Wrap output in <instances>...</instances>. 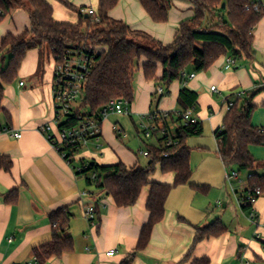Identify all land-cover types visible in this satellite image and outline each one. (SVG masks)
Instances as JSON below:
<instances>
[{"label": "crops", "instance_id": "crops-1", "mask_svg": "<svg viewBox=\"0 0 264 264\" xmlns=\"http://www.w3.org/2000/svg\"><path fill=\"white\" fill-rule=\"evenodd\" d=\"M48 1L53 6L57 20L78 21L75 11L58 0ZM68 1L76 7H96L98 3V0ZM260 1L264 6V0ZM194 13V7L183 0L172 1L166 22L154 21L140 0H119L110 10L112 18L123 20L133 29L145 31L164 44L174 42L180 23L194 16ZM30 23L29 12L23 8L15 9L5 16L0 22V46L2 37L8 33L20 34ZM253 50L254 60L243 59L244 64L240 69L239 62L233 69H225L228 56L222 55L208 69L190 72L195 77L189 75L186 86L198 94L194 115L202 123V134L205 128L215 132L222 126L228 113V101L234 100L243 91L262 87L264 17L254 29ZM146 61L142 57L138 62L133 81L134 100L130 103L131 112L127 115L135 125L142 123L143 117L156 109H180L181 80H175L164 96L157 94L156 82L144 75ZM7 62L6 58L3 65ZM54 65L51 56L40 71V50L30 49L18 77L4 85L0 111V157H8L12 163L9 170L0 168V264L38 262L33 249L52 239L50 214L64 206H68L72 213L69 232L74 239V248L60 256L50 257L44 264H121L132 254L134 256L130 264H192L203 258H208L209 264H264V194L254 206L258 224L249 220L251 208L244 209L239 200L247 188L248 173L245 182L241 177L231 182L225 179L234 198L221 181L219 190L223 200H219L217 206H222L223 210L217 212L212 209L208 187L202 190L197 186L202 185L199 180L194 181L192 177V184L175 186L168 196L165 216L155 225L148 246L136 251L142 228L150 216L147 209L150 185L143 188L137 203L129 207L118 206L112 196L105 194L95 193L81 198L82 191L94 192V188L86 187L85 176L76 175L72 165L41 130L42 125L51 121L55 114ZM162 74L163 68L159 64L157 77ZM212 85H217L221 93L211 91ZM215 94H224L226 97L219 103L214 99ZM255 101L264 104V91ZM252 122L255 126L264 127V107L254 113ZM116 130L125 131L109 116L104 118L101 137L103 153L96 152L92 147L93 161L101 165L119 161L128 166L143 165L138 155L118 138ZM15 132L22 136H14ZM202 134L188 138L187 144L191 138L201 137ZM263 149L261 145L250 146L258 161L264 159ZM215 154L226 173L227 168L217 151ZM174 179L172 172L164 173L160 166L151 176L152 181L161 183L172 184ZM87 204H95L97 208L94 225L86 219L84 206ZM216 219L223 221L226 230L194 245L197 227L208 225ZM257 230L259 237L255 234ZM111 251L114 254L108 256Z\"/></svg>", "mask_w": 264, "mask_h": 264}, {"label": "trees", "instance_id": "trees-1", "mask_svg": "<svg viewBox=\"0 0 264 264\" xmlns=\"http://www.w3.org/2000/svg\"><path fill=\"white\" fill-rule=\"evenodd\" d=\"M78 14L77 22L59 21L54 17V9L48 0H0V22L18 8H26L30 15V26L20 34L8 33L2 37L0 46V111L4 98V85L12 83L17 77L28 50H40V71L53 56L60 60L65 50H84L91 57L88 79L78 106V112L85 110L99 119L112 99L134 100V75L142 57L147 61L143 66L144 75L162 86L167 94L175 80L183 86L179 94L180 109L171 111V122L178 123L176 129L179 144L164 157L162 138L157 136L154 144L147 148L152 152L146 164L128 166L123 161L101 165L95 162L84 173L76 172L78 177L85 176L94 194L110 195L121 207L137 203L145 186L150 185L147 209L148 222L143 226L136 251L146 248L151 240L156 224L163 220L166 202L171 190L180 184H192L191 147L187 139L203 132L202 123L183 125L181 113L197 107L198 94L186 86L189 66L197 72L208 69L220 56H234L239 60H254V29L264 17V6L259 10L246 6L251 0H183L194 7V16L184 19L178 28L176 38L171 44H164L145 31L133 29L123 20L110 16V10L119 0H98L95 10L100 18L96 22L91 15L86 17L83 9L68 0H58ZM173 0H140L151 18L156 22H166ZM223 3L226 4L223 8ZM153 43L149 46L141 41ZM102 46L96 51V46ZM46 51L48 52L46 54ZM6 58L8 62L3 65ZM163 68L157 77L158 65ZM264 91V86L246 90L233 100L234 105L224 117L223 124L214 132L217 139V153L228 170L248 173V188L260 190L264 194V162L258 161L250 150L252 145L264 146V127L252 122L258 105L254 99ZM264 105V104H263ZM73 119L77 116L73 115ZM169 123L166 122V124ZM1 130V126H0ZM119 139L122 133L116 130ZM140 133V132H139ZM158 135V132L156 133ZM145 141V140H144ZM11 160L0 157V168L9 170ZM157 166L164 173L172 172L174 182L152 181L151 176ZM98 175L94 182L90 173ZM205 190L206 186L197 185ZM244 209L252 206L243 204ZM96 213L97 208L95 206ZM72 213L68 206L61 207L50 214L52 239L33 249L39 264H44L52 256H60L74 248L70 234ZM226 230L222 220L197 227L194 245L199 241L218 236ZM134 254L121 264H130ZM208 258L195 260L192 264H209Z\"/></svg>", "mask_w": 264, "mask_h": 264}, {"label": "built area", "instance_id": "built-area-1", "mask_svg": "<svg viewBox=\"0 0 264 264\" xmlns=\"http://www.w3.org/2000/svg\"><path fill=\"white\" fill-rule=\"evenodd\" d=\"M261 5L260 0H251L250 4L246 6L249 10L254 7L259 10ZM88 15H91L96 22L100 21L94 7H87L83 9ZM54 58V57H53ZM54 65V86H53V105L54 118L42 125L41 130L47 136L51 144L60 152V154L72 165L75 172L84 173L90 167L93 161L92 147L98 153H103L102 137V122L109 114L115 113L117 115H129L131 112L130 103L123 99H112L105 107L102 119L97 118L91 113L81 110L78 112V106L83 95V89L88 79V74L91 67V57L86 54L84 50H65V55L60 60H55ZM237 65V60L234 56H228L225 60V69H233ZM195 77V74H190ZM23 85V82H21ZM264 86V82L262 84ZM211 91L221 93L217 85L211 86ZM244 92V91H243ZM241 92V93H243ZM156 93L164 96L165 90L162 86H158ZM239 93V94H241ZM234 105V101H228L226 108L229 111ZM77 118L73 119L72 116ZM183 125L197 124L199 120L194 115L193 109H188L181 113ZM171 111L168 110H154L145 115L142 119L141 127L143 137L145 140L153 139L157 141V136L162 138V145L164 147L163 156L168 157L171 154V149L179 144L176 129L178 123L171 122ZM166 124V122H168ZM9 132V130H8ZM158 132V135L156 133ZM14 136L21 137V133H14ZM139 154L150 158L152 152L148 149H140ZM91 179L95 182L98 178L97 173H90ZM240 174L235 170L226 171V178L228 181L238 179ZM263 193L260 190H252L247 188L240 195V203L250 204L251 211L248 215L252 223L258 224V214L254 209L259 197ZM94 192L85 190L81 192V198L93 196ZM86 219L91 225L95 224L97 217L95 204H87L84 206ZM256 236L260 234L256 231ZM114 251L107 255L111 256ZM26 264H38V262H28Z\"/></svg>", "mask_w": 264, "mask_h": 264}, {"label": "rangeland", "instance_id": "rangeland-1", "mask_svg": "<svg viewBox=\"0 0 264 264\" xmlns=\"http://www.w3.org/2000/svg\"><path fill=\"white\" fill-rule=\"evenodd\" d=\"M23 9L26 12H28L26 8ZM141 41L149 46H154L153 43L149 42L146 39H141ZM101 49L102 46H98V45L95 48L96 51ZM47 53L48 52L46 51V54ZM243 64L244 61L239 60L238 69H240ZM192 70L197 73V71L194 69L193 66H189V68L187 69V73H190ZM224 97H226V95L224 94L221 95L215 94L214 99L217 102L222 103ZM156 99H158V97H156ZM256 104L258 105L256 111L261 107H264L263 104H258L257 102ZM85 110L87 109L84 108V111ZM256 111L254 113H256ZM108 116L114 121V123H116L119 126V128L123 127L125 131L121 133L124 144L126 145V147L131 149L136 155H138L141 162L145 164L147 162V158L140 155L139 150L147 148L148 144H154L155 141L153 139L145 140L143 134L141 133L142 131L141 124L138 123L137 125H135L133 120L129 116L117 115L115 113H111ZM137 126H139L138 131H137ZM189 146L191 147V166L193 169V176H192L193 180L194 181L199 180L200 182H202L201 183L202 185L208 187L209 191L211 192L210 201H212L213 211L217 212L223 210L222 206L219 205L217 206V202L219 200H223V197H221L220 194L222 192L219 190L221 181H223V183L226 184V189L230 193L231 197L234 198V196L232 194V190L230 188L229 183L226 182L227 180H225L226 173L223 164L221 163V160L219 161V158H217L215 154L217 151V139L215 138L214 131L205 128L204 133L202 134L201 137H193L190 139ZM263 160L264 159H259V161L261 162H263ZM240 177L245 182L247 177V172L242 171L240 173ZM86 187L89 188L88 185H86ZM224 191L226 192L225 186H224ZM226 197H228L227 194Z\"/></svg>", "mask_w": 264, "mask_h": 264}, {"label": "water", "instance_id": "water-1", "mask_svg": "<svg viewBox=\"0 0 264 264\" xmlns=\"http://www.w3.org/2000/svg\"><path fill=\"white\" fill-rule=\"evenodd\" d=\"M226 4L223 3V8H225ZM86 17H88V14H86ZM91 165H95V161H92Z\"/></svg>", "mask_w": 264, "mask_h": 264}]
</instances>
